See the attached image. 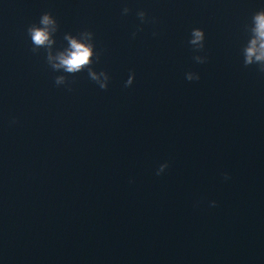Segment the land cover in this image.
<instances>
[{
    "label": "water",
    "instance_id": "95a60500",
    "mask_svg": "<svg viewBox=\"0 0 264 264\" xmlns=\"http://www.w3.org/2000/svg\"><path fill=\"white\" fill-rule=\"evenodd\" d=\"M261 9L0 0V264H264V73L241 54ZM45 12L58 24L54 55L65 33H93L106 90L31 51L27 27Z\"/></svg>",
    "mask_w": 264,
    "mask_h": 264
},
{
    "label": "clouds",
    "instance_id": "9594fccd",
    "mask_svg": "<svg viewBox=\"0 0 264 264\" xmlns=\"http://www.w3.org/2000/svg\"><path fill=\"white\" fill-rule=\"evenodd\" d=\"M130 9L124 7L121 10L122 15H127ZM137 17L141 23L146 22V12L138 10ZM58 29L56 19L50 13H43L37 23H33L27 27V35L30 37L32 44L31 51L38 53L39 49L45 50V59L49 67L54 72H62L67 75H75L76 73L87 70V75L101 90H106L110 77L101 70L95 71L92 67L93 57L99 61L100 54L94 52L93 33L84 30L73 36L65 33L64 40L67 41L68 47L62 51H57L55 55L52 51V45L55 43L53 39L54 33ZM141 30L140 28L137 29ZM248 33L246 44L241 49L243 64L245 67L256 65L260 73H264V9L258 10L251 15L250 24L245 26ZM133 32L132 36L135 37ZM155 35V33H154ZM205 34L200 28H192L189 35L188 43L192 46L193 51L201 52L204 50ZM193 59L200 64L206 62L207 57L195 55ZM67 75H57L54 77V84L59 87L67 85ZM185 79L188 81L199 80L198 74L193 72L185 73ZM134 73L129 74L124 86L130 87L133 84ZM71 89L69 88V91ZM11 123H16L13 119ZM167 163H163L156 170V174L160 175L167 168ZM227 179V176L225 177ZM215 206V201L211 202Z\"/></svg>",
    "mask_w": 264,
    "mask_h": 264
}]
</instances>
